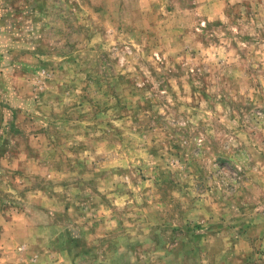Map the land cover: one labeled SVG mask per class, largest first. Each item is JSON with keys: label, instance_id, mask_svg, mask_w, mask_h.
I'll return each instance as SVG.
<instances>
[{"label": "rangeland", "instance_id": "rangeland-1", "mask_svg": "<svg viewBox=\"0 0 264 264\" xmlns=\"http://www.w3.org/2000/svg\"><path fill=\"white\" fill-rule=\"evenodd\" d=\"M0 264H264V0H0Z\"/></svg>", "mask_w": 264, "mask_h": 264}]
</instances>
